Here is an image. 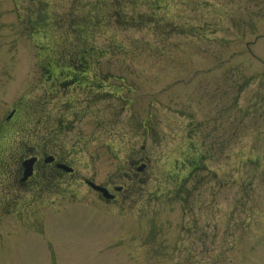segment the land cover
<instances>
[{"label":"rangeland","instance_id":"1","mask_svg":"<svg viewBox=\"0 0 264 264\" xmlns=\"http://www.w3.org/2000/svg\"><path fill=\"white\" fill-rule=\"evenodd\" d=\"M82 46L98 65L81 85L103 88L100 101L87 110L72 88L73 111L62 121L53 101L48 122L101 181L145 145L146 192L104 205L72 184L0 212V264H264V0H0V123L53 88L45 56ZM224 139L230 157L194 175L174 164L190 140Z\"/></svg>","mask_w":264,"mask_h":264},{"label":"flooded vegetation","instance_id":"2","mask_svg":"<svg viewBox=\"0 0 264 264\" xmlns=\"http://www.w3.org/2000/svg\"><path fill=\"white\" fill-rule=\"evenodd\" d=\"M70 89L44 88L42 97L33 99L34 107L20 100L14 103L0 123V212L5 216L26 213L43 200L63 197L62 192L71 189L72 184L78 186L76 188L85 200L91 196L104 205L119 203L123 198H129L128 193L131 192L145 194L151 178V157L145 145L140 149L133 148L132 155L126 160L128 168L116 177L109 176L101 181L97 180V171L89 177L81 173L72 150L59 141L58 131L53 130L54 126L48 122L50 112L47 107L53 101H60L55 110L63 121L73 111L71 98H75L77 93H85L89 97L80 100V106L85 104L86 109L91 110L100 101L99 92L103 88H73L76 96ZM64 98L68 100L63 102ZM211 142L215 143V140ZM225 143L226 139L221 140L217 149L214 145L201 147L190 140L187 143L190 150L184 153L181 166L190 171L199 170L204 161H212L216 154L226 153ZM28 160H32L33 165L31 175L27 177L25 162ZM89 182L105 187L112 198L105 199L102 193L88 185Z\"/></svg>","mask_w":264,"mask_h":264},{"label":"trees","instance_id":"3","mask_svg":"<svg viewBox=\"0 0 264 264\" xmlns=\"http://www.w3.org/2000/svg\"><path fill=\"white\" fill-rule=\"evenodd\" d=\"M91 51H94V48H92L91 46L86 47V48L82 46L80 47V49L75 50L74 56H71L70 58L72 59L71 62H73V64L77 63L76 66L74 67V70L76 71V73H73V72L64 73V75L62 76L64 80L61 82L63 87L72 86V85L74 86L76 84L80 85V81L83 80L82 79L84 76L83 73L85 72V69H86V66H85V63H87L86 57L87 55L91 53ZM69 55H71V53Z\"/></svg>","mask_w":264,"mask_h":264},{"label":"water","instance_id":"4","mask_svg":"<svg viewBox=\"0 0 264 264\" xmlns=\"http://www.w3.org/2000/svg\"><path fill=\"white\" fill-rule=\"evenodd\" d=\"M92 186H94V188H95L96 190H99V191L103 192L104 194L107 192L105 189H103V188H101V187H99V186H95V185H92Z\"/></svg>","mask_w":264,"mask_h":264}]
</instances>
